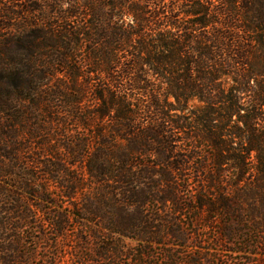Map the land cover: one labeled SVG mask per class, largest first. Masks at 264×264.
Listing matches in <instances>:
<instances>
[{"label":"trees","instance_id":"obj_1","mask_svg":"<svg viewBox=\"0 0 264 264\" xmlns=\"http://www.w3.org/2000/svg\"><path fill=\"white\" fill-rule=\"evenodd\" d=\"M218 221L264 246V0H0V264H200Z\"/></svg>","mask_w":264,"mask_h":264},{"label":"rangeland","instance_id":"obj_2","mask_svg":"<svg viewBox=\"0 0 264 264\" xmlns=\"http://www.w3.org/2000/svg\"><path fill=\"white\" fill-rule=\"evenodd\" d=\"M34 152L36 151L34 150ZM49 189L56 195V187L50 185ZM218 225H221L220 221L207 225L202 229L201 239L203 244L199 250L200 257L202 255H210L211 259L203 261L200 264H264V246H239L237 238H227L224 236L222 231L217 229L216 226ZM48 238L51 241L53 237L49 236ZM34 249H36V252L34 258L31 259V264H43L44 258L47 256V252H49L48 244L39 241ZM61 262L70 264L67 255L65 259H61Z\"/></svg>","mask_w":264,"mask_h":264}]
</instances>
